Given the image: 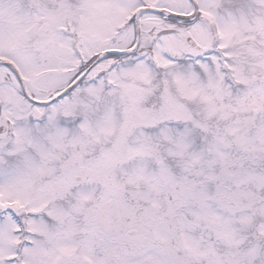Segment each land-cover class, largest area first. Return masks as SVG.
I'll return each instance as SVG.
<instances>
[{
  "label": "snow or ice",
  "instance_id": "obj_1",
  "mask_svg": "<svg viewBox=\"0 0 264 264\" xmlns=\"http://www.w3.org/2000/svg\"><path fill=\"white\" fill-rule=\"evenodd\" d=\"M0 264H264V0H0Z\"/></svg>",
  "mask_w": 264,
  "mask_h": 264
}]
</instances>
